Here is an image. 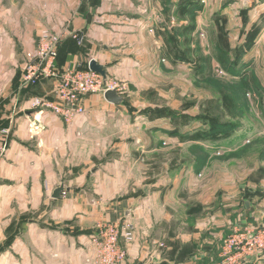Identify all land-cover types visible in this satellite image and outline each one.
<instances>
[{
  "label": "crops",
  "instance_id": "crops-1",
  "mask_svg": "<svg viewBox=\"0 0 264 264\" xmlns=\"http://www.w3.org/2000/svg\"><path fill=\"white\" fill-rule=\"evenodd\" d=\"M203 15L228 32L232 47L259 29L238 66L253 75L250 63L264 45V0H0V264H85L96 223L123 218L134 228L123 264H215L223 238L252 225L256 210L241 213L238 198L229 208L221 201L207 207L209 200L197 197L182 214L188 229L179 232L172 211L180 200L176 181L170 171L145 170L139 161L155 154L157 138L151 147L123 145L104 159L111 135L137 137V120L122 102L87 94L85 113L65 121L31 106L34 97L52 100V79L29 87L22 82L43 33L60 37L59 69L83 68L94 59L108 76L127 80L169 69L177 58L168 38L180 34L171 28L199 30L208 22H200ZM232 23L237 30L230 34ZM200 206L204 213L192 214ZM244 264H264V249Z\"/></svg>",
  "mask_w": 264,
  "mask_h": 264
},
{
  "label": "rangeland",
  "instance_id": "rangeland-1",
  "mask_svg": "<svg viewBox=\"0 0 264 264\" xmlns=\"http://www.w3.org/2000/svg\"><path fill=\"white\" fill-rule=\"evenodd\" d=\"M204 17L201 16L200 22ZM171 24L176 25L175 18ZM216 28L208 21L199 30L189 29V32L186 30L168 38L169 48L177 58L169 69L145 70L130 80L114 77L125 84L120 92L121 104L129 118L137 120V137L122 140L120 136L111 135L104 159L115 155L123 145H130L132 149L151 147L157 138L155 154H146L139 161L145 170H155L161 175L170 171L169 175L176 181L175 197L180 200L176 210L172 211L178 215L179 232L184 233L188 229L182 214L188 207L195 206L197 197L209 200L207 207L212 206L213 201H221L229 208L238 198L241 213L256 210V219L252 218L250 227L264 231V45L260 50L261 56H255L250 63L256 71L247 76L249 86L241 89L242 94L233 92L231 89H235L226 85L230 77L217 59L221 48H225L222 42L228 38V32L224 29L223 39ZM236 30L237 26L232 23L229 33ZM149 31L154 33L152 28ZM232 48L231 45L229 50L224 49L229 58L234 53ZM164 54L167 56L166 52ZM46 79L49 78L42 80ZM39 97L50 100L47 96ZM52 100H55L54 93ZM163 109L169 110L171 115L159 114ZM85 111L84 108L81 114ZM212 119L227 123L230 128L217 132L213 137L205 136L211 131ZM158 134L159 139L156 137ZM137 138L144 141L138 143ZM190 199L194 204H190ZM244 201L250 203L248 208ZM192 211V214L204 213L201 206ZM246 220L251 221L250 218Z\"/></svg>",
  "mask_w": 264,
  "mask_h": 264
},
{
  "label": "built area",
  "instance_id": "built-area-1",
  "mask_svg": "<svg viewBox=\"0 0 264 264\" xmlns=\"http://www.w3.org/2000/svg\"><path fill=\"white\" fill-rule=\"evenodd\" d=\"M79 43L83 38L75 35ZM57 35L43 33L34 52L28 55L23 73L25 85H35L43 78L53 81L55 100L34 97L31 106L49 109L65 121H71L83 108V98L88 93L103 94L115 90L120 94L125 84L114 77L102 75L87 68L66 66L59 70L55 64ZM89 62V61H88ZM88 64V63H87ZM222 74L223 71L219 70ZM30 128L37 129L31 125ZM134 239V228L126 218L116 222H97L90 236V253L85 264H123L126 259L125 243ZM161 247L162 243L159 244ZM264 249V231L247 226L227 234L221 244L219 261L215 264H244L249 257Z\"/></svg>",
  "mask_w": 264,
  "mask_h": 264
},
{
  "label": "trees",
  "instance_id": "trees-1",
  "mask_svg": "<svg viewBox=\"0 0 264 264\" xmlns=\"http://www.w3.org/2000/svg\"><path fill=\"white\" fill-rule=\"evenodd\" d=\"M184 29L185 28H183V27H175L172 29V31L175 33L176 32L180 33ZM258 32H259L258 28H255V27L252 28V30H250L246 34L245 41L239 45H236L235 47H233L231 49V51H234L233 56L231 58L227 57V55H228L227 51H226V53L224 52V49L229 50V45L227 44V41L225 40L224 42H222V44L225 48L224 49L221 48V53H220L219 57H217V59H218L219 66L222 69H224L226 75L230 77L227 81L228 84L226 83V85L232 86L235 89V90L231 89L233 92H236V93L240 92L242 94L241 89H244V87L249 86L250 81L247 78V75H245V73L243 71L241 72L240 70H238V66L241 64V57L244 54L245 49L248 48L253 43ZM220 35L222 36L223 39L225 38L224 34L222 32H220ZM57 54H58V44L56 46V58H57ZM56 67L57 68L59 67L58 61H56ZM83 68H87V65L85 64V67H83ZM235 97H239V96H235ZM163 110L164 111H161V112L158 111L159 114L171 115V112L169 110H165V109H163ZM227 125H228L227 123H223V122L220 123V122L216 121V119H212L211 120V131L207 132L205 134V136L208 135L209 137H213V135H215L217 132H222L224 129H229L230 127H228Z\"/></svg>",
  "mask_w": 264,
  "mask_h": 264
},
{
  "label": "water",
  "instance_id": "water-1",
  "mask_svg": "<svg viewBox=\"0 0 264 264\" xmlns=\"http://www.w3.org/2000/svg\"><path fill=\"white\" fill-rule=\"evenodd\" d=\"M88 68L91 71L102 75L103 77L106 76V70H105L104 66L101 65L100 63H98L94 59L89 60ZM103 96H104L106 101L113 103V104H120L122 102V96L119 93H117L115 90H107L104 92ZM62 190H63V186L58 187L54 191V196L59 197Z\"/></svg>",
  "mask_w": 264,
  "mask_h": 264
}]
</instances>
